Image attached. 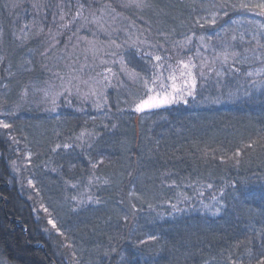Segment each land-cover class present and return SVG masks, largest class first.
<instances>
[{
  "label": "trees",
  "instance_id": "trees-1",
  "mask_svg": "<svg viewBox=\"0 0 264 264\" xmlns=\"http://www.w3.org/2000/svg\"><path fill=\"white\" fill-rule=\"evenodd\" d=\"M38 1L44 25L53 17L52 28L68 27L48 64L45 45L29 32L23 46L14 40V71L0 78V120L12 125L0 128V264H257L264 254V72L248 76L246 58L264 49L236 38L238 25L255 15L231 7L241 0H146L142 10L126 0ZM81 4L87 18L108 11L129 25L95 36L106 44L95 59L68 46L88 36L84 20L73 21ZM156 9L166 11L165 24H157ZM257 19L247 22L254 30L264 25ZM188 36L182 49L177 42ZM226 51L238 55L225 62ZM155 55L191 59L194 95L136 112L143 89L119 61L148 77ZM105 68L113 75L102 97L85 98L82 84L77 93L80 81L100 79ZM46 84L60 93L55 105L36 94Z\"/></svg>",
  "mask_w": 264,
  "mask_h": 264
},
{
  "label": "snow or ice",
  "instance_id": "snow-or-ice-1",
  "mask_svg": "<svg viewBox=\"0 0 264 264\" xmlns=\"http://www.w3.org/2000/svg\"><path fill=\"white\" fill-rule=\"evenodd\" d=\"M15 6V5H14ZM125 7H136V8H144L149 6L146 3V0H126V3L124 5ZM226 6V5H221V7ZM34 7L40 8L41 5L39 4H34ZM62 7V6H61ZM83 5L81 4L79 8L77 9L76 15L73 17V21L78 22V18L84 20L85 24L88 23H94V24H99V20L95 18V14L93 13V19L91 21L88 20L87 17L83 15ZM231 7L233 8H240L248 11H258L260 15L264 16V0H241L239 4H232ZM67 14L64 13L63 11L60 12L59 14V19L61 21H64L65 16ZM212 16V19L207 20L206 22L209 24H215L216 23V13H210ZM199 23V21H197ZM84 24H81V27H83ZM60 28H67L68 24L66 23H61L59 25ZM262 29H264V25L260 26ZM40 32H43V26H39L37 35H39ZM22 35L19 36V39L27 40L29 39V34L26 32L24 29H21ZM49 35L50 37L52 36L51 30H49ZM54 40V37H52ZM86 41V44L88 47L85 48V53L87 54L88 52H91L93 59H95L99 54H100V48L97 47L96 41H87L86 38H83ZM203 39V37H201ZM235 39V37H233ZM243 39V37H241ZM253 39L256 40V47L260 49H264V43H260V40L257 38V36H253ZM192 40L191 36H188L185 38L184 41L182 42H177V45L179 47H184L187 45L190 41ZM112 45H115V47L119 48L120 45H116L115 41L110 42ZM51 46V45H50ZM47 51V49H45ZM111 55L115 56L118 55L117 52H112ZM223 55V60L227 62L229 59V55L236 57L238 54L233 52L229 54L227 51L222 54ZM0 59H3V57H0ZM153 60L157 61V63L154 65V68H161V61L162 57L159 55H155L152 57ZM255 59L261 61V63H264V52H261L259 55H255ZM215 61H213L214 63ZM245 62V61H241ZM102 63H106V61H102ZM121 67H120V72L125 75L127 80L131 82L132 84L140 86L143 91L139 98H134V103H135V111L136 112H142L145 109H151V108H158L161 107L162 105H167L176 102L177 100L183 99L185 95L192 96L194 95V89L196 87V76L193 73V68L196 67L191 62V59L188 61L184 60H179L175 66L169 64L167 67L171 69V71L168 74L167 80L169 81L168 84L164 83V77L162 73H157L154 74L151 78H148L144 76L141 72L137 71L135 68L129 67L128 64L124 62L123 59L119 61ZM202 69L203 74V69L205 68V64L202 62L200 65ZM213 69L211 67L207 68V71L211 72ZM238 71V69H237ZM220 73H217L219 75ZM258 73H253V72H248V76H253L257 75ZM113 75L112 69L111 68H105L103 74L97 73L96 76L100 77V79L96 78H90L89 80H83L80 81L79 84L76 85V91L77 93H81V84L85 86L88 89L87 94H85V98L88 97V95H93V96H103V87L108 86L109 78L110 76ZM77 77H73L72 80L69 81L71 84L72 81L76 80ZM59 92H56L52 96V103L55 105V99L57 96H59ZM49 93L45 92V96H48ZM96 107H100V104H97ZM11 113H9L10 115ZM0 128L5 129V130H10L12 128V125L7 123L5 120H0ZM83 134H81L82 136ZM13 141L15 142V138H12ZM256 142L252 141L248 147H252ZM57 147H60L57 145ZM65 148L69 147V145L65 144ZM55 151V149H53ZM235 156H239L240 152L237 151ZM26 156L29 157L28 163L31 162L30 157L32 156L31 152L26 153ZM239 163V160L236 161ZM13 165H15V162L13 161ZM93 168H95V164L92 165ZM28 185L30 187H34V182L33 180L29 179L27 181ZM75 186V185H73ZM211 187V185H209ZM73 200L76 199V197H72ZM89 199H92L89 197ZM41 209L45 213L48 212V209L41 204L40 205ZM219 211V209H217ZM48 225L51 226L52 229H54L57 233H59L61 236L64 235V233L61 231L60 227H58L57 221L51 218V216L48 217L47 219ZM155 237H149V240H155ZM251 254V253H249ZM74 264V262H73ZM234 264H241L240 261H235ZM257 264H264V254L261 255L260 259L257 261Z\"/></svg>",
  "mask_w": 264,
  "mask_h": 264
},
{
  "label": "rangeland",
  "instance_id": "rangeland-1",
  "mask_svg": "<svg viewBox=\"0 0 264 264\" xmlns=\"http://www.w3.org/2000/svg\"><path fill=\"white\" fill-rule=\"evenodd\" d=\"M29 1V2H27ZM38 0H0V57H3V59H0V78H3L5 75H9L10 73H13L14 71V40H16L17 44L19 43L20 45H24L26 42H30V38L27 40L19 39L18 37L22 35L21 29H24L26 32H29L31 35L32 41L36 40L38 44L42 43L45 45L44 51H42V54L47 53V64L49 63L48 61L54 60L56 56L54 54H51L50 50L54 47V45L57 43V37L60 34L59 31L62 30H57L56 28H52V21L54 18L52 17L51 20L48 21L46 25L43 23V18L41 19V11L39 8L34 7V4H38ZM15 5V6H14ZM100 8V7H99ZM144 8H139V10L145 9ZM18 9V10H16ZM43 9V7H42ZM14 10L15 13H14ZM40 11V12H39ZM102 11V10H101ZM99 12V9H95L94 12ZM154 17L158 20L157 24H165L163 22V17L168 16L166 11L163 9H156L155 10ZM248 13H252L255 15V19H248L247 22L251 20H260L257 18H263L262 15L259 14L258 11H246ZM106 14H101V15H95V18L99 20V24H94V23H88L85 24L83 21L82 24H84L83 29L87 31L88 36L85 37L87 41H95L94 37L95 36H109L114 33H116L118 30L120 31L123 27H127L129 25H125V18L121 14L117 13H108L104 12ZM247 13V14H248ZM93 14V13H92ZM90 14L88 17V20L91 21L93 19V15ZM261 16V17H260ZM243 24L240 26L238 25L237 29V37L238 39H251L256 42V40L253 39V36H257V38L260 40V43H264V30L260 27V29L254 30L255 24H252V27L250 24L247 22L242 21ZM177 24V23H176ZM43 26V32H40L39 35H37L39 26ZM178 25V24H177ZM65 29V28H64ZM49 30H51L52 36L50 37L49 35ZM77 31V28L74 29V32L72 34H75ZM256 33V34H255ZM92 36V37H89ZM54 37V40L52 39ZM72 37H67L65 39V43L67 44L69 40H71ZM70 42V41H69ZM76 40L72 41V43H69V48L70 51L73 52L75 49L76 52L73 54H76L81 56V58L86 57V56H91V52H88L87 54L85 53V48L88 47L86 44L85 39L80 40V45L79 46H74ZM190 42L185 45L183 48L189 47ZM256 44V43H255ZM51 45V46H50ZM106 45V44H103ZM103 45H98L97 47L100 48V50H103L104 46ZM47 49V51H45ZM101 52V51H100ZM64 54V53H63ZM258 54V53H257ZM260 54V53H259ZM258 54V55H259ZM52 60V61H53ZM184 61H188L187 57L184 56L182 59ZM247 60V72H253V73H262L264 72V63H261V61L256 60V59H249L246 58ZM179 60L177 61H168V60H162L161 63V68H154V65L157 63V61H153L152 64L150 65L153 68L150 70L149 78H151L154 74L157 73H162L164 77V83L168 84L169 81L167 80L168 74L171 71L167 67V65L171 64L175 66ZM76 63L74 67L76 68L78 66L79 62H74ZM78 68H81V65L78 66ZM194 73V71H193ZM48 84L44 85L42 90H35L36 94L39 95L41 100H52V96L54 93V89L52 87H48ZM60 89V88H59ZM45 92L49 93L48 96H45ZM184 99V98H183ZM135 107V103L133 104ZM132 105V106H133Z\"/></svg>",
  "mask_w": 264,
  "mask_h": 264
}]
</instances>
